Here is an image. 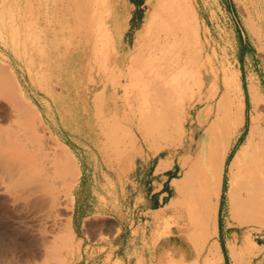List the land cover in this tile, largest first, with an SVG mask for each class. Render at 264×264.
<instances>
[{"label": "bare ground", "instance_id": "bare-ground-1", "mask_svg": "<svg viewBox=\"0 0 264 264\" xmlns=\"http://www.w3.org/2000/svg\"><path fill=\"white\" fill-rule=\"evenodd\" d=\"M109 3L110 0H0V101L4 100L8 106L0 111V185L5 183L8 187L7 192L12 195L9 196L12 197L11 202H28L39 222L36 235L33 234L35 237L32 235V239L27 241L28 247H24L27 248L25 256L19 251L22 254L19 258L17 256L15 264H65L73 256L76 244L74 247L71 242L74 234L70 219L64 229V223L61 224L63 226L59 224L63 231L57 232L53 227L47 229V218L49 225L54 226L57 208H66L69 201L71 203V190L79 177L80 168L75 154L67 144L58 139L59 136L54 133L50 123H47V113L33 95L25 90L26 86L24 88L23 80L17 74L8 49L19 58L28 56L29 63L36 55L46 63L45 66L47 62L54 65L57 63L60 77L58 85L62 95L64 92V101L68 100L71 109L74 106L78 109H95L97 116L107 113L114 119L118 118V109H133L132 116L128 118L129 137H126L130 141L138 133L134 127L142 125L170 126L180 133L178 141L174 136V139L165 141L161 148L182 142V128L190 117V108H185L186 105L174 97L175 94L178 95L177 89L187 92L194 85L198 90L206 87L204 98L210 100L220 89L216 77L218 74L209 75V80H206L211 69L209 70L208 62L202 56L203 46L199 41L197 15L187 8L189 6L183 0H155L127 53H121V49L115 44ZM243 3L247 4L245 1ZM250 10L246 12L248 15L244 17V24L252 35L259 37L260 31ZM43 73L45 74V69ZM131 79L134 81V93L130 85ZM42 81L47 82V79ZM239 83L237 75L228 76L225 72L216 107H209L204 116L205 120L212 117L211 122L197 144V159L205 162L209 174L204 179L203 186L198 184L201 200L197 201H202L203 207L199 204L197 206L204 208L205 215L212 219V234L218 229L217 215L224 165L242 133L246 114ZM256 87L251 84L248 88L254 109L245 138L227 161L230 179L226 194L234 220L239 224H255L264 228V109L258 107L262 95ZM129 93L133 94L129 96ZM51 97L54 98L53 95ZM119 97L122 98L121 104ZM113 110L115 113L111 114ZM191 173L190 170L186 171L180 179L172 181L177 192L182 193L183 188L189 187L187 184L190 183L187 181ZM190 185L193 187L194 184ZM3 186L5 185L2 184ZM198 187H194L197 188V193ZM189 189L183 190L186 199V194H191L189 191L192 188ZM4 190L1 192L4 193ZM47 196L52 206L51 214L47 210ZM70 211L69 209V213ZM169 225L171 222L166 221L165 226ZM210 244L209 264H221L222 254L218 242ZM228 254L232 264H251L252 257L259 255L260 261H264V249L249 235L238 246L230 243Z\"/></svg>", "mask_w": 264, "mask_h": 264}, {"label": "rangeland", "instance_id": "rangeland-1", "mask_svg": "<svg viewBox=\"0 0 264 264\" xmlns=\"http://www.w3.org/2000/svg\"><path fill=\"white\" fill-rule=\"evenodd\" d=\"M154 1L155 0L147 1L146 5L144 6V9L142 10L141 16H144L145 14L148 13V10L151 9V6L153 5ZM217 1L216 0H183V2L186 5L188 4L187 6L189 7L187 8L195 11L197 15L199 41L200 44H202L203 46L202 56L203 59L206 61V63L208 62L207 64L209 65V70L211 69L210 72L206 75L207 77L206 80H209L211 75L216 76L218 74L216 77L220 89L218 90V93L213 98H211V100L204 98L206 97V87L205 88L203 87L201 89L202 91L198 90L196 85H194L193 88L187 92L185 90H181V88L177 89L176 93L178 95L175 94L174 97H176V99H180V101H182V103L186 105L185 108H190V113H189L190 117H188V120L184 122L185 124L183 125L184 129L182 128V135H183L181 140L182 142H178L175 146L161 148L162 145H164L165 141H169L171 140V138L174 139V136L177 137L175 140L178 141L180 139L179 138L180 133L172 129L170 126H168L167 128V126L164 127L163 125H158V124L151 125L148 127L145 125L136 126L134 127V129L138 133L131 141L130 139H127L126 137H129V130H130L128 118L132 116L131 111L133 109H118L119 120H117L118 118L117 119L111 118V116L109 114L107 115V113L104 116L103 115L97 116L98 114L95 113V109H78L76 108V106H74V109H71L70 105H68V100L64 101V97H63L64 92L62 95L61 89L58 85V81H60L58 79H60V77H58L57 68L59 66L57 65V63L55 64L56 65L55 66L54 64L47 62V66H45L46 63H43V60L39 58L40 56L36 55L33 58L34 60L32 59V61L30 62L31 63L30 64L28 60V56L27 57L22 56L21 58H19L16 54H14L13 51L9 49H8V54H10V56L14 60L15 63L14 65L16 66L15 68L17 74L20 75L21 81L23 80L22 83L24 88L26 86L25 90L29 94L31 93V96L33 95L35 100H37L38 103L41 105L42 110L45 113H47V123L48 124L50 123L49 125L52 127L54 133L57 134V137L59 136L58 139L64 142L65 144H67L73 152H75L76 154H78L79 151L85 152V157L87 158L89 163H91V165L96 163V167H95L96 169L98 168L103 170L110 169L112 171H115V173L117 172L123 173V168H125L128 160L132 155L139 154L142 152L153 151L154 153H157L161 151L164 155L174 156L175 160L179 165V172L176 178L174 179H180L186 171L190 170L192 172L189 177L190 180L188 179L187 183L190 184L193 183L195 186L193 185V187H191L192 185L186 183L187 185H189L188 187L185 184V186H187L186 188L187 190L190 187L194 189V187H198L200 184H202L203 186L204 179L209 175L205 162L197 159V153H198L197 144L200 138L204 135L205 130L212 119V117H210L209 118L210 120L209 119L205 120L204 116L208 113L209 107L210 109H215L216 107L217 99L222 91L221 84L224 80L225 72H227L228 76H231L232 74L237 75L238 79L240 80L239 84L241 86V88L239 89L241 91L239 92L241 96H243L245 102L246 114L244 119V125L242 128V133L240 134L238 140L234 144L226 160L225 163L226 165H224L223 187H222V193L219 198L220 215L222 216V218L227 219L228 222L236 230L240 232V234L242 235V241L246 237V235H249L252 240L260 244L262 246V249H264V228L255 224H248V225L239 224L236 220H234L230 213V205L226 194L227 189L229 187V179H230L227 165L231 156L233 155L231 153H234V151L237 149L240 143L243 142L245 138L246 135L245 131L247 132V128L250 122V117L252 116L253 113L252 109H254V103L251 100L248 91L249 85L253 84L255 87L257 86L256 88L258 89L260 95H262L261 98L262 100L258 103V107L260 109H264V9H263L264 0H257V2H253V0L251 1L250 0H241V1L217 0ZM244 1L247 3L246 5L243 3ZM109 4L111 7L113 3L110 1ZM248 10L251 11L250 15H252V18L254 19L257 27L259 28L260 35L262 34L261 35L262 37L260 35L259 37L252 35L251 32L248 30V27L245 25L246 23L244 19L246 18L244 17L248 15V13H246L248 12ZM242 13L244 14V16ZM135 37H136V32H132L129 46L125 50H121V53L122 52L127 53L130 50V48L133 46ZM242 45H244L245 47L243 48ZM44 69H45V74L44 73L42 74V71ZM42 79H47V82L42 81ZM40 80L42 81V83ZM130 85L131 87H133L132 89L134 93L135 90L134 81L132 79L130 80ZM55 86L57 89L55 88ZM133 93H129V96H131ZM119 94H121V91ZM52 95L54 96V98L51 97ZM207 102H209L211 105L209 103L207 104ZM119 103L120 104L122 103L121 97H119ZM3 104L6 106H4ZM7 108L8 106L7 104H5L4 100L0 101V111L2 109H7ZM114 113L115 112L113 110L111 114ZM191 119H193V121ZM3 124L5 123L3 122ZM100 124L101 125L104 124L105 126L107 125L108 126L107 127H105L104 125L100 126ZM73 125L76 126L74 127ZM89 128L93 130H90ZM102 133L105 134L106 136L103 135ZM105 146H107V148ZM99 149H101L100 152ZM107 149H109L110 151ZM182 158H184V160ZM198 165H201L202 167ZM194 168H197L196 170L197 171L200 170V171L197 172ZM202 170L205 172L207 171L206 174L205 172H202ZM195 174H197V176ZM193 176L195 177V179ZM194 182L197 183V185ZM2 184L6 186L5 183H1L0 185V264H9V263L15 264L16 261H18L17 256L19 258V256L22 253L23 255L25 254L27 248L24 249V247L26 246L28 247L29 245V242L27 243V241H30V239H32V237L36 235L37 226L39 222L37 218H35L36 215L33 211V208H31V205L28 202L26 203L23 201L22 202L18 201L19 203L11 202L13 201L11 200L12 197H9L12 196L10 193L11 191L9 190L10 194H8L7 192L8 187L3 186L6 188L5 191L4 188L2 187ZM172 185L174 187V193L172 195V199L165 207L167 213L170 214L171 216H168L164 220V229H165L164 232L166 233L172 224L175 225L177 227V231H179L181 235L189 241V243L193 246L197 254H201L199 263L197 262V260H193L190 262H185L180 260V261H174L172 264H184V263L209 264V256H210L209 246L211 245L210 243L213 242L212 241L213 234H212V226H211L212 219L209 216L205 215L204 212L205 210L204 208H202L203 207V203H201L202 201L201 202L197 201V199L201 200L200 199L201 191L198 187L199 190L198 193H200L198 194L197 190L195 191V189L197 188H195L194 190L190 188L192 191L189 189L191 191V192L189 191V193L191 194H186L188 195L187 197L188 199H186L185 196L186 189L183 188V190L185 191L182 190V193L181 192L179 193L176 191V187L173 184V182ZM3 190L4 193L1 192ZM193 191H195V193H193ZM187 200L194 202L192 203L190 201L186 202ZM170 204H175V205H170ZM184 204H186L185 207ZM197 204L202 206L201 209L198 208L199 205L197 206ZM67 207H66L67 209L63 207H59L55 211L57 215V219L54 226L56 228L52 224H51L52 226L49 225L50 221H48L49 218H47V229L50 230L52 229L50 227H53V230L57 229L56 230L57 232L63 231L64 227H66L69 220V209H71L70 201ZM186 208H188V210ZM47 210L48 212H50V214L52 213V206L50 204L49 196H47ZM202 216H204V218ZM202 219L205 221H203ZM166 221L171 222V225L166 227L165 226ZM62 223H64L65 226L61 225ZM206 223H208V225ZM59 224L63 226V229L61 228L62 230L60 229L61 226ZM206 230L209 232H207ZM25 233L28 235H26ZM21 242L25 244L21 245L22 244ZM71 242L75 247L74 244L76 243L74 241V237L71 239ZM241 242H239L237 246L241 244ZM19 251H21L22 253ZM253 258L254 260L251 264H264V261H260L261 256L257 258L255 256L252 257V259ZM69 261L70 262L72 261V257L65 264H69L70 263Z\"/></svg>", "mask_w": 264, "mask_h": 264}, {"label": "crops", "instance_id": "crops-1", "mask_svg": "<svg viewBox=\"0 0 264 264\" xmlns=\"http://www.w3.org/2000/svg\"><path fill=\"white\" fill-rule=\"evenodd\" d=\"M110 1L113 3L111 14L115 44L125 50L131 41V33L142 27L146 14L141 16V13L148 0ZM73 153L77 157L80 174L71 190L69 219L76 250L73 262L69 264L200 262L201 254H197L175 225L164 232V220L171 216L165 207L172 199V180L179 172L174 156L164 155L161 151L135 154L128 160L123 173H115L110 169H96V163L91 165L83 151ZM218 212V229L212 235V241L219 244L221 264H232L228 245H237L242 241V235L222 218L220 202Z\"/></svg>", "mask_w": 264, "mask_h": 264}]
</instances>
